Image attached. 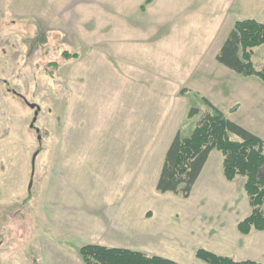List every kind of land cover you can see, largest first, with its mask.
I'll return each mask as SVG.
<instances>
[{"label":"rangeland","instance_id":"374dc122","mask_svg":"<svg viewBox=\"0 0 264 264\" xmlns=\"http://www.w3.org/2000/svg\"><path fill=\"white\" fill-rule=\"evenodd\" d=\"M105 1L115 0H0V264H80L87 241L75 221L63 231L59 220L76 199L100 219L118 211L124 192L138 210L158 213L145 218L158 231L151 251L208 264L195 252L209 248V222L185 226L197 194L156 190L169 141L177 128L190 136L200 115L185 111L203 112V97L264 133V82L216 60L236 20L264 22V0H159L148 13L137 0ZM252 60L264 64V44ZM7 87L41 106L39 133L33 110ZM241 179L234 187L248 201ZM91 227L98 242H135L104 221Z\"/></svg>","mask_w":264,"mask_h":264},{"label":"trees","instance_id":"16d2710c","mask_svg":"<svg viewBox=\"0 0 264 264\" xmlns=\"http://www.w3.org/2000/svg\"><path fill=\"white\" fill-rule=\"evenodd\" d=\"M150 2L146 0L143 8ZM264 44V22L254 18L236 20L222 43L216 60L243 77H258L264 82V64L255 66L254 49ZM66 58L77 53H64ZM185 89L183 90V92ZM206 109L192 107L188 116L200 115L190 136L178 131L165 151L156 190L172 192L187 198L213 150L223 155L224 177L233 181L245 178V192L251 206L249 216L238 223L241 233L264 230V140L229 119L209 99L203 97ZM85 264H180L159 255L122 247L85 244L79 247ZM196 256L208 264H263L253 260H236L199 247Z\"/></svg>","mask_w":264,"mask_h":264},{"label":"crops","instance_id":"0c3cea01","mask_svg":"<svg viewBox=\"0 0 264 264\" xmlns=\"http://www.w3.org/2000/svg\"><path fill=\"white\" fill-rule=\"evenodd\" d=\"M145 1L146 0H137L141 13H148L151 8H158L159 0H150L146 7L143 8ZM105 2L106 5L111 4L112 7H115L119 0H115L114 2ZM171 21L172 19H169L168 21L166 19L164 23H170ZM188 111L189 109L187 110L186 108L185 113H188ZM178 131H180V128H177L172 134L169 144ZM251 132L264 140V133L254 130ZM222 163L223 155L221 152L213 150L194 185L191 195L186 199L190 201L191 199L189 198L192 196L194 197L195 193L197 194V198L191 200L190 202L193 206L192 208L196 210V214H186V216L190 217V220L185 224V226L188 227L190 225L192 227L191 229H193L194 226L202 229L200 223L204 224L209 222L210 225L208 227V231L211 233V241L209 246H206L209 247L208 249L210 251L219 255L231 256L236 260H253L264 264V230L254 229L246 234L239 231L238 223L249 216L251 206L249 204V200L246 201L243 197V191L241 189L238 191L237 187H234V183H236L239 177H237L234 181H228L224 177ZM134 175L133 168V178ZM241 178L244 185L245 178ZM157 179L155 181L156 183ZM118 196L121 197V207H118V211L116 208L112 209V212L105 213L103 216H100V219L94 217L90 207L88 209L86 208L85 201L81 202L80 199H76L73 203L74 208L70 210L68 209V216L63 220H59L58 226L63 231H70L72 221H75L78 225L76 231L78 235L87 241L86 244H100L109 247L129 248L142 251L150 255H159L178 261L173 257L150 250L158 247L160 243L158 241L159 238L157 237V229L155 226L154 228H151V224L146 222L145 218L147 219L148 217H151L152 220V217L158 213L153 211L151 208L138 210L139 207L130 205L127 199L136 195H131L129 192L121 193V195ZM123 201L125 203H123ZM207 203L209 206H207ZM53 211H56L55 208L51 212ZM103 221L105 224L109 223L110 228L116 232L128 233L131 239H134L135 242L131 244L116 243V240L118 239L115 238L110 240L114 242L110 244L98 242V238L93 239L90 235V230L92 228L91 225L99 226L100 222ZM141 234H143V240H146V244L141 243L142 240L139 238ZM164 236L165 237L162 238L164 241H170V243L177 241V236L175 234L172 235L171 233H165ZM59 247L60 245L53 244L52 251L55 249L56 252L59 253ZM51 252L45 250V254ZM79 256V253L78 255L74 253L73 259H78ZM82 262L80 264H85L83 260Z\"/></svg>","mask_w":264,"mask_h":264},{"label":"water","instance_id":"95a60500","mask_svg":"<svg viewBox=\"0 0 264 264\" xmlns=\"http://www.w3.org/2000/svg\"><path fill=\"white\" fill-rule=\"evenodd\" d=\"M14 93H17V91L14 90ZM19 95L25 99L26 103L28 104V106L31 109H35V111H34V117L32 119V122L30 123L31 128H34V127H36L35 126V123L38 120V116H39L40 111H41V106L38 105V104H36V103L29 102L23 95H21V94H19ZM36 131L39 133L40 129L39 128H36ZM39 139H41V136H39ZM36 156H37V153L34 155V158H33V166L35 165Z\"/></svg>","mask_w":264,"mask_h":264},{"label":"flooded vegetation","instance_id":"af4514ba","mask_svg":"<svg viewBox=\"0 0 264 264\" xmlns=\"http://www.w3.org/2000/svg\"><path fill=\"white\" fill-rule=\"evenodd\" d=\"M4 81H5V80H4ZM5 84H8V82L5 81ZM6 89H7V91L10 92V93H13V92H14V89L11 88V87H7ZM15 91H16V90H15ZM15 94H18V95H19L20 93L17 92V93H15ZM21 95H23V94H21ZM19 96H20V95H19ZM23 96H24V95H23ZM20 97H21V96H20ZM24 97H25V96H24ZM22 98H23V97H22ZM25 98H26V97H25ZM23 99H24V98H23ZM32 110H33V112L35 111V109H32ZM40 113H41V111H40ZM37 121H38V120H37ZM33 129L36 131V127H34ZM41 150H42L41 148H40V149H37V152H36L37 155L39 154V152H40ZM36 153H35V154H36ZM36 157H37V156H36Z\"/></svg>","mask_w":264,"mask_h":264}]
</instances>
